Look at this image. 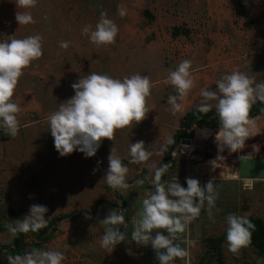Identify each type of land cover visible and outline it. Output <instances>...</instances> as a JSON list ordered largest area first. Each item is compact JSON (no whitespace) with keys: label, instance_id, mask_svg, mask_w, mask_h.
<instances>
[{"label":"rangeland","instance_id":"rangeland-1","mask_svg":"<svg viewBox=\"0 0 264 264\" xmlns=\"http://www.w3.org/2000/svg\"><path fill=\"white\" fill-rule=\"evenodd\" d=\"M120 8L126 10L123 17ZM17 11H24L17 7V0H0V40L39 35L43 55L23 70L14 90L12 100L21 108L18 134L12 137L0 127V264H8L11 255L4 247L13 246L19 234L11 228L33 204L48 208L42 229L59 220L42 237L26 233L21 256L40 249L62 252V264H146L149 254L148 261L157 262L156 254L130 236L140 219L142 201L155 191L150 185L161 164L169 165L167 182L182 170L179 178L186 185L189 169L197 165L207 163L229 171L236 170L243 158H251L255 162L244 170L259 177L248 181L264 180L260 179L264 176V112L254 119V136L239 152L227 148L219 152L218 130L194 127L198 138L194 134L188 139L192 140L189 146L180 142L171 160H163L182 117L198 110L204 101L202 89L219 95L216 82L233 71L248 75L253 86L264 82V0H36L27 9L34 22L21 25L15 18ZM102 12L117 25L118 34L113 43L98 46L89 37ZM86 26L88 34L83 32ZM62 41L69 47L61 48ZM184 60L191 61L194 87L181 102L183 111L173 114L168 98L177 92L167 78ZM91 73L116 79L147 76L151 89L146 117L117 129L113 140L104 139L94 157L85 158L78 151L61 157L54 147L49 116L75 95L71 85ZM208 103L215 110L216 101ZM137 141H143L152 153L140 164L130 162L131 143ZM112 148L129 169L126 190L113 189L103 179ZM140 180L143 184L137 183ZM244 182L238 185L242 195L216 196L218 215H206L205 202L200 212L205 219L191 221L201 235L195 254L203 264H264L251 244L237 253L229 250L226 238L218 244L227 231L229 214L264 224V186L259 182L245 190ZM115 209L125 217L127 227L120 230L126 231V240L105 249L101 239L106 226L100 222ZM67 216L73 219H63Z\"/></svg>","mask_w":264,"mask_h":264},{"label":"clouds","instance_id":"clouds-1","mask_svg":"<svg viewBox=\"0 0 264 264\" xmlns=\"http://www.w3.org/2000/svg\"><path fill=\"white\" fill-rule=\"evenodd\" d=\"M36 0H17L16 21L19 25L33 23V17L27 9L34 7ZM119 15L126 14L120 8ZM89 27L83 28L88 34ZM118 27L107 14L102 12L95 30L90 32V42L100 46L115 41ZM42 38L39 35L23 39L0 40V127L5 133L15 137L19 131L17 114L21 111L12 97L23 70L32 61L40 58ZM61 48H68L69 43L62 41ZM191 61H182L176 70L170 72L167 82L174 86L177 95L169 96L168 103L173 114L183 111V104L188 92L194 87L191 73ZM218 93L201 90L204 101L198 108L200 113L211 111L208 101H216L215 110L219 120V130L215 141L218 151L227 148L230 152H239L245 142L254 136L255 120L250 118V108L256 100L264 102V82L255 83L245 73L233 71L216 82ZM71 87L75 95L59 104L57 111L49 116L50 133L54 147L61 157L74 151L83 153L85 158L94 157L104 139L113 140L117 129L138 124L145 119L146 97L150 95L151 81L147 76L134 74L123 79L112 78L107 74L91 73L79 78ZM169 144L174 140L169 139ZM131 163L140 164L149 160L152 153L146 149L143 141L131 143ZM175 155V153H173ZM243 158V157H241ZM169 165L161 164L154 173L155 191L142 201L140 219L136 221L131 239L138 245H151L156 252L159 264H174V258L187 255L176 242L177 234L185 231V226L197 218L202 206L207 202L208 214L215 208L216 195L213 181L201 186L197 179L186 180L187 187L179 182H161ZM129 169L115 155L113 148L108 157V169L103 179L113 189L126 190V175ZM143 184V181H137ZM48 208L33 204L24 218L16 221L13 232H37L47 224ZM228 228L226 240L233 253L251 242L254 224L247 216L229 214L226 217ZM105 225L101 246L105 249L116 247L126 240L125 217L117 210H111L100 222ZM159 230H166L164 231ZM65 256L60 251L33 249L24 255L8 257V264H62Z\"/></svg>","mask_w":264,"mask_h":264},{"label":"crops","instance_id":"crops-1","mask_svg":"<svg viewBox=\"0 0 264 264\" xmlns=\"http://www.w3.org/2000/svg\"><path fill=\"white\" fill-rule=\"evenodd\" d=\"M204 129L206 130V127ZM193 130H194L195 137L198 138L196 134V129L194 128ZM203 136L206 137V133ZM243 159L245 161L241 163L239 166H237L236 170L230 169L229 171L225 169H221V167L217 165H208L207 163H203L202 165H197L196 167L197 169L195 170L190 168L189 169L190 176L192 179H197L200 182L201 186L206 185L210 180L213 181L216 196L217 195L218 196L219 195H237V194L242 195V193H240V189L238 188V185L240 184V182L248 181V179H254V178L259 177V176L250 175L251 173L246 172L247 168L249 167V164H251L252 162H255L254 159H251V158H243ZM244 168L246 170H244ZM181 171L182 170H178L177 172L173 173L171 181L179 182L182 187H187V184L186 185L183 184L184 178H179L181 177L180 175L183 173ZM202 174L203 175L206 174L205 178H202V176H200ZM262 178H264V176H260V179ZM164 181L167 182L166 176H165ZM222 184L227 185V188L226 189L221 188L223 187ZM150 186L153 190L155 189L154 185H150ZM141 211L142 209L140 210V212ZM219 211L217 210V206L215 205V208L212 209V214L218 215ZM206 215H208L207 202H206ZM198 217H201V219H205V216L201 215V213L199 214ZM164 232L166 233V230H164ZM178 237L179 239L176 242L180 245L181 248L185 250L187 255L183 257L174 258V264H201V263L203 264V262L205 261L200 259V255L195 254V249L198 248L196 247V245L197 246L199 245L200 237H201L199 228L196 227V224H191V221L187 223V225L185 226V231L182 233L181 236H178ZM148 246L152 250L153 255H155L156 254L155 250L151 247L150 244L147 245L146 247ZM201 256H204V255H201ZM150 258H151V255L149 254L148 259L145 260L146 262L144 263L159 264L158 261L157 262L148 261Z\"/></svg>","mask_w":264,"mask_h":264},{"label":"trees","instance_id":"trees-1","mask_svg":"<svg viewBox=\"0 0 264 264\" xmlns=\"http://www.w3.org/2000/svg\"><path fill=\"white\" fill-rule=\"evenodd\" d=\"M264 112V102L258 101L250 108V118H257L262 115ZM194 127L198 128H211L214 130H219V120L218 116L216 114V110L211 109L208 113H200L198 110L191 111L187 114H185L180 122L179 130L176 132V134L173 136L172 140H174L173 144H168L165 153H164V162H168L171 160V154L174 151V149L179 145V143L183 139H193L194 138ZM161 180H165V174L162 176ZM62 219V218H61ZM63 219H73L70 216L63 217ZM59 219L53 220L49 225L48 228L51 227L53 224H56ZM254 224V229L251 231V242L249 244L256 247L258 250L259 255L264 259V224L259 219H252L250 220ZM48 228L40 229L37 232H31L36 237H42L44 234L48 232ZM227 233V231H226ZM226 233L218 239V244L222 243V241L226 238ZM26 233H20L17 234V236L14 239L13 246H6L4 247L6 250V253L11 256L20 255L21 251L24 248V236ZM220 246V245H219ZM220 264H223L222 261H220Z\"/></svg>","mask_w":264,"mask_h":264},{"label":"built area","instance_id":"built-area-1","mask_svg":"<svg viewBox=\"0 0 264 264\" xmlns=\"http://www.w3.org/2000/svg\"><path fill=\"white\" fill-rule=\"evenodd\" d=\"M254 180H250V181H245L244 183H243V188L245 189V190H251V189H253L254 187H255V185H254ZM260 182H262V184H263V186H264V180H261Z\"/></svg>","mask_w":264,"mask_h":264},{"label":"water","instance_id":"water-1","mask_svg":"<svg viewBox=\"0 0 264 264\" xmlns=\"http://www.w3.org/2000/svg\"><path fill=\"white\" fill-rule=\"evenodd\" d=\"M181 144L182 145H191L192 144V140H188V139H183L182 141H181Z\"/></svg>","mask_w":264,"mask_h":264},{"label":"bare ground","instance_id":"bare-ground-1","mask_svg":"<svg viewBox=\"0 0 264 264\" xmlns=\"http://www.w3.org/2000/svg\"><path fill=\"white\" fill-rule=\"evenodd\" d=\"M259 182H260V181H255L254 185H257V184H259Z\"/></svg>","mask_w":264,"mask_h":264}]
</instances>
